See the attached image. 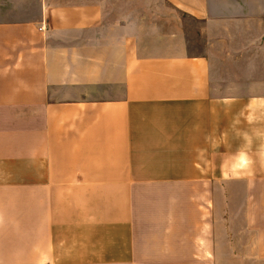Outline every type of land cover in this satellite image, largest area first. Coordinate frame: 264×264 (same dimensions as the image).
Returning a JSON list of instances; mask_svg holds the SVG:
<instances>
[{
    "label": "crops",
    "instance_id": "0c3cea01",
    "mask_svg": "<svg viewBox=\"0 0 264 264\" xmlns=\"http://www.w3.org/2000/svg\"><path fill=\"white\" fill-rule=\"evenodd\" d=\"M107 3L42 0L35 17L0 20V264H196L212 218L193 212L188 232L172 192L262 177L264 131L239 123L244 107L264 112L263 90L226 88L206 52L128 50L141 11ZM179 4L201 35L242 41L264 15Z\"/></svg>",
    "mask_w": 264,
    "mask_h": 264
},
{
    "label": "rangeland",
    "instance_id": "374dc122",
    "mask_svg": "<svg viewBox=\"0 0 264 264\" xmlns=\"http://www.w3.org/2000/svg\"><path fill=\"white\" fill-rule=\"evenodd\" d=\"M40 1L42 0H0V20L35 17L36 6ZM208 3L212 10L216 3L238 6L243 4L249 14L259 7L264 10V0H208ZM118 4L116 0H108L107 6L109 10L124 7L141 11V15L137 13L126 18L136 21V32L140 31L142 37L139 41L142 46L138 45L137 48L128 46V50L137 49V52L145 57L154 56L163 51L171 54L174 51L186 50L193 55L206 52L214 70L216 71V65H218V74H220V68L225 71L223 85L226 88L234 86L233 81L241 80L257 84L264 94V85L263 88L261 87L264 84V15L261 16L257 25H251L253 34L247 35L250 41H242L236 34V30L232 32L234 34L232 36L228 34L229 29L223 27L220 29L212 27L201 35L203 24L182 14L179 0H125L123 6ZM154 8L156 12H153ZM170 8L172 11L168 10ZM219 8L218 6L216 14L221 13ZM109 20L116 22L118 19L113 17ZM239 53L242 56H238ZM249 60L252 64L251 68L241 71ZM239 90L244 95V92ZM242 97L247 98L245 95ZM248 110L246 107L243 108L244 122L239 125H243L246 135L251 130L250 125L252 129H260L263 132L262 109L258 111L259 117L254 116L253 119L249 116ZM215 126L218 128L219 124L216 123ZM217 142L214 139V146ZM215 149H217L216 146ZM262 173L264 174V170L261 171ZM263 174L262 177L255 175V178H247L248 180L245 178L223 182L219 180L212 188L200 187L172 192L174 201L177 200L179 203L181 198H175H184L187 215L185 224L188 232L189 217H193V212L198 210L205 215L208 222L210 217L212 218V236L206 235L197 239V242L204 245L205 253H202V261L196 264H264ZM192 200L198 205L191 207ZM212 245L214 251L210 249ZM198 255L201 257L200 253Z\"/></svg>",
    "mask_w": 264,
    "mask_h": 264
},
{
    "label": "built area",
    "instance_id": "2783aa9c",
    "mask_svg": "<svg viewBox=\"0 0 264 264\" xmlns=\"http://www.w3.org/2000/svg\"><path fill=\"white\" fill-rule=\"evenodd\" d=\"M43 29V28H42Z\"/></svg>",
    "mask_w": 264,
    "mask_h": 264
}]
</instances>
